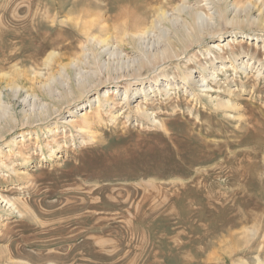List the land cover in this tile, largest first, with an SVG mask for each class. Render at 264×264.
Instances as JSON below:
<instances>
[{"label": "rangeland", "instance_id": "rangeland-1", "mask_svg": "<svg viewBox=\"0 0 264 264\" xmlns=\"http://www.w3.org/2000/svg\"><path fill=\"white\" fill-rule=\"evenodd\" d=\"M232 1L0 0V100L8 107L1 124L10 118L18 123L22 110L32 111L31 97L23 102L28 94L36 95L35 109L49 103L29 80L50 83L55 94L61 91L60 81L50 78L58 62L44 63L51 52L72 61L75 82L86 74L106 75L107 67L125 73L142 52L163 46L185 18L176 11L182 3L202 15L197 24L203 29L212 23L221 30V37L194 41L163 65L169 81H175L168 94L137 95L129 110L122 87L118 93L114 83L107 84L98 88L109 90L110 97L99 114L83 109L91 115L85 132L67 125L70 115L64 112L57 124L48 119L35 124H42L38 131L18 127L0 141V264H226L224 257L227 264H255L264 259V28L228 25L225 18L235 13ZM258 5L263 9L264 0ZM214 9L221 13L218 20ZM161 12L167 20L138 40V50L111 39L105 53L88 43L80 28V20L105 19L111 28L127 24L138 33ZM136 20L138 28L131 25ZM228 40L230 46L223 47ZM114 47L121 54L111 53ZM219 48L226 53L223 60ZM230 49L238 55L236 65L249 59L246 70L233 69ZM221 62L226 67L213 70ZM178 69L193 74L191 85H183ZM4 74L24 90L14 97L4 88ZM201 75L210 88L199 87L205 85ZM161 79L159 84H166ZM62 82L66 88L69 81ZM51 150V157L42 156ZM244 226L256 230L246 243L237 236ZM229 241L237 245L230 247L232 258L225 255Z\"/></svg>", "mask_w": 264, "mask_h": 264}, {"label": "bare ground", "instance_id": "bare-ground-1", "mask_svg": "<svg viewBox=\"0 0 264 264\" xmlns=\"http://www.w3.org/2000/svg\"><path fill=\"white\" fill-rule=\"evenodd\" d=\"M222 1H224L226 3L227 0H222ZM259 1H261V0H236V1H232L233 2L232 12H235V13H233V16L230 19L225 18V22L234 28L240 27L242 25L253 26V27H257V28H264V8L261 9L260 7H258ZM182 4H181V6H178L176 8V11L178 13H184L185 18L181 20V24H179L180 27L175 29L176 30L175 32L173 31V33H174V34H172L173 36L171 35L170 36L171 38H166L165 43L162 41L164 43V45L156 48L153 51L142 52L140 50V52H142L140 54V56L137 59L132 60L130 63H127L128 66L126 67L127 71L125 73L118 74V70H117V73L114 71L112 72L108 69V67L106 65L105 66V67H107L106 68V75H103L104 72L102 74L100 73L102 76L97 72H96L97 75H95V76H93L91 74H86V75L84 74L85 77H83V78H81V76L77 77V79L74 82L73 80H71L72 78L70 77L71 76L70 75L71 68L73 66L72 61L66 62L67 60L64 58H61L59 60L57 55H55V53H52V52L50 54H47L44 63L53 64L55 62H58V69H57V71H55L54 74L50 75L51 76L50 78L52 79L51 81H60L59 85L61 86V91H59L57 94H55L54 92L56 90L54 91L53 89H51V87H49L50 83L49 84L48 83H41L39 81H34V79L29 80L32 83V87H34L33 90L38 92L43 99H47L49 101V103L46 105H44V104L41 105L39 103L38 108H36L37 109V111H36L35 105H34V102L37 101V99H35L36 95L35 94L26 95V97L23 98V102L27 99V97H31V99L33 100L32 101L33 102L32 111L31 112H23V110H22L21 111L22 112L21 118H20L21 120L18 123L16 120H12V118H10L11 120L8 119L7 121L5 119L3 121L4 122L3 124L0 123V141L4 137L9 135V133L16 130V128L18 129V127H24V126L30 127V128L35 129L36 131H38L41 128L40 125H42V124H40V125H35V124L46 123L48 119L49 120L53 119L55 121V123L57 124L58 119H56V118L59 117L60 115H62L64 112L68 113L70 115L69 118L64 119V121L69 120L66 122L67 125H69L72 128H77L80 133L85 132L86 128L89 126L91 115H89V114L87 115L86 112L83 113V109H86V107L87 108L89 107V109L94 112V115L97 116L99 114L100 108L103 106V104L108 103L110 97H109V90L108 91L104 90L103 92H99L98 88L100 86L106 87L107 84L109 85L111 83H114L115 91H117L120 87H122L123 91L121 92L120 96H123L122 102L125 105V107H127V109H129V110L131 109L130 108L131 98L133 99V97L135 98V97H137V95L143 96L146 99V97L150 96L151 93L156 94V92H157L160 95L165 94V93L168 94L169 89H167V87L173 85L175 81H174L173 77H172V79H173L172 82L169 81L170 78L166 74V70H165L166 66L164 67L163 65L167 64V63H168L167 65H169L170 63H172L173 59L179 57V53H183V52L186 53V51L191 47V44L194 41L204 39V38L209 37V36H210V38H213L215 35H217L218 37H221V30L219 27H217V26L215 27V25L214 24L212 25V23H207V24L205 23L206 28L203 29L201 26L202 23L200 26L198 25L199 24L198 21H200L202 19V17H201L202 15H200L196 9H193V7L191 8L189 5H188L189 7L188 6L186 7V6H184V3H182ZM157 11H159V9H157ZM218 12H219L218 10H215L214 14H213L217 20L219 19V15L221 14V13L218 14ZM255 12L257 14H255V16H253L252 13H255ZM225 14H227V13H225ZM221 18H222V16H221ZM76 19L78 20V18H76ZM101 19L102 18H100V20ZM165 20H167L166 19V13L161 12V13L156 15L155 20L152 22L150 27H145L143 30H140L139 32L137 31L138 33L133 32V30H131L127 24L122 26V27L113 26V28H111V27L107 26V24L102 22V21H104L107 23V20H105V19L101 20L99 23L92 22V20H89V22H86V20H84V21L80 20L83 22V26L80 28L82 29L83 35L86 37V41L88 43L96 44L99 48H103L105 50V53L108 52L111 49V47L113 46L110 43L111 39H113L114 41L117 40L118 41L117 43L119 46L123 45V43L126 42L132 49L138 50L139 47H137V45H138V43H140V42H138V40L139 39L142 40V37H144V35L146 36V34L150 33V31H152V29L154 28V26L157 22L160 24V22H163ZM79 22L78 23L75 22V27H79ZM131 22H132L131 25H133L135 27L138 26V24H136L137 20H136V22L135 21H131ZM96 27L98 29L97 32H95ZM136 28H138V27H136ZM231 41L232 40H228L227 43L222 45V46L223 47L226 46V48H227V46H230L229 42H231ZM219 49H218L219 53L221 54V56L219 57L220 58L219 60H223L224 54H226V53L222 48H219ZM116 52H118V54H121L119 49L117 47H114V49L111 53L116 54ZM108 55H109V53H108ZM82 56L84 58H88L87 56L85 57V54H83ZM237 56L238 55L235 54L234 52H232L230 49L231 66L233 67L234 70H236L237 68L240 70H246L247 66L249 65V63H248L249 59H247L244 62L241 61L240 64L236 65V62L238 60ZM80 63H81V61H80ZM98 64H99V62H98ZM176 67H177V64H176ZM213 67H214L213 70H216V71L220 70L221 71L226 66L224 63L221 62L220 65H218V66L213 64ZM144 69H147L149 72V74H148V72L146 71L148 74L147 76H144V74L142 73V71ZM149 69H150V71H149ZM201 70L203 72L206 71L207 70L206 66L201 67ZM13 71H14L15 76H17V77L20 76L19 72H21V71L18 68L15 67V69ZM178 71H180V70L178 69ZM72 72H73V69H72ZM180 72H181L180 74H182L183 71H180ZM80 73H81V71H80ZM257 73L259 74L258 69H257ZM75 76H76V74H75ZM10 77H11V75L4 74L1 76V79L5 83L4 88L7 89V87H8V90L10 88V90H12V92L14 93L13 96L15 97L18 94V91L21 92V90H24V88L22 89V87L19 84H16V81H13V78H10ZM161 77L165 79L164 82H166V84H163V83L159 84V81L162 80ZM200 78H201L200 82L202 84H205V85H201L199 87H202L204 89L210 88L208 86L209 84L208 85L206 84V81H205V78H203V75H201ZM149 79H152L154 84L148 83ZM180 79L182 80L184 86H189V85H191V82H193L194 76L192 73H187V72L185 73V71H184ZM215 79H216V76H215L214 71H213V73L210 74V80L215 81ZM63 80L69 81L68 83L66 82V85H67L66 88L63 86V82H62ZM18 81H17V83H18ZM198 82H199V80H198ZM147 83H148V85L146 87L145 85ZM135 86H140V87L142 86V87L137 88ZM157 86L161 87V89L160 88L156 89ZM174 87H176V85H174ZM27 91H28V89H26L25 93H27ZM119 92L120 91L118 90V93ZM204 92H205V90H204ZM41 97H38V98H40L42 100ZM4 104L5 103L0 100V115L3 114L6 109H8V107L4 106ZM85 104H87L88 106H86ZM136 111L137 112L141 111V116H143L144 118L148 117V113H146V111L139 110L138 107H136ZM78 117H79V119H78ZM56 128H57V126H56ZM53 130L54 129H49L48 131L53 133ZM24 136H25V133L21 132L20 137L24 138ZM13 143H11L9 141L10 145ZM2 151H0V153H2ZM53 154H54V152H53V150H51L50 154L42 155V156L44 158H46V157H51V155H53ZM12 171H15V170L12 169ZM9 206H10L9 208H11L13 211H16L14 204H10ZM17 212H18V210H17ZM233 224H234V222H233ZM232 226H234V225H232ZM230 230H231V228H230ZM254 235L256 236V230L255 229L248 230V228L246 229L244 226L243 231L239 232V234L237 236H238L239 240L243 239L246 243L251 238H253ZM229 242H231V246H229L227 248L228 250L225 252H228V253H226L225 255L228 258L229 257L232 258L231 256L233 255V253L231 252L230 247L233 248L234 246H237V245L234 244L235 242L234 243L232 241H229ZM238 242L240 244V241H238ZM238 242L236 240V243H238ZM228 260H230V259H228ZM222 261L227 264V262H226L227 260L225 257L222 258L221 262ZM233 264H250V263H248L246 261H237L236 263L233 262ZM255 264H264V259L262 260V259L258 258V260L256 261Z\"/></svg>", "mask_w": 264, "mask_h": 264}]
</instances>
